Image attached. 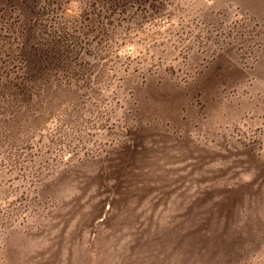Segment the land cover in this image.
<instances>
[{
    "label": "rangeland",
    "instance_id": "rangeland-1",
    "mask_svg": "<svg viewBox=\"0 0 264 264\" xmlns=\"http://www.w3.org/2000/svg\"><path fill=\"white\" fill-rule=\"evenodd\" d=\"M0 264H264V0H0Z\"/></svg>",
    "mask_w": 264,
    "mask_h": 264
}]
</instances>
